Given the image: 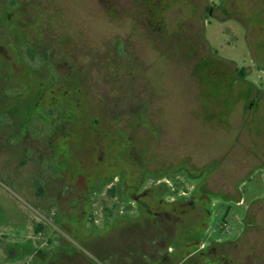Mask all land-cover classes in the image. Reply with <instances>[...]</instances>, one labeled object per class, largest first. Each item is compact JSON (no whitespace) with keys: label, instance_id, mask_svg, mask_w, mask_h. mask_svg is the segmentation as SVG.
Listing matches in <instances>:
<instances>
[{"label":"rangeland","instance_id":"374dc122","mask_svg":"<svg viewBox=\"0 0 264 264\" xmlns=\"http://www.w3.org/2000/svg\"><path fill=\"white\" fill-rule=\"evenodd\" d=\"M0 264H264V0H0Z\"/></svg>","mask_w":264,"mask_h":264},{"label":"trees","instance_id":"16d2710c","mask_svg":"<svg viewBox=\"0 0 264 264\" xmlns=\"http://www.w3.org/2000/svg\"><path fill=\"white\" fill-rule=\"evenodd\" d=\"M38 190H39V192H40V193H42V194H43V188H42V186H41V185L39 186V189H38Z\"/></svg>","mask_w":264,"mask_h":264}]
</instances>
